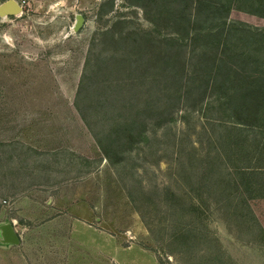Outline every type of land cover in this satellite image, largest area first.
Listing matches in <instances>:
<instances>
[{"label":"rangeland","instance_id":"obj_1","mask_svg":"<svg viewBox=\"0 0 264 264\" xmlns=\"http://www.w3.org/2000/svg\"><path fill=\"white\" fill-rule=\"evenodd\" d=\"M18 1L0 264H264V0Z\"/></svg>","mask_w":264,"mask_h":264},{"label":"water","instance_id":"obj_2","mask_svg":"<svg viewBox=\"0 0 264 264\" xmlns=\"http://www.w3.org/2000/svg\"><path fill=\"white\" fill-rule=\"evenodd\" d=\"M21 12V5L16 0H6L0 4V15L6 17L8 15H16ZM82 15H77L74 23V30L77 31L83 24ZM20 236L15 229L13 221L5 220L0 222V246L9 247L20 244Z\"/></svg>","mask_w":264,"mask_h":264},{"label":"trees","instance_id":"obj_3","mask_svg":"<svg viewBox=\"0 0 264 264\" xmlns=\"http://www.w3.org/2000/svg\"><path fill=\"white\" fill-rule=\"evenodd\" d=\"M187 17H188V21H189L191 15H190V17H189V14H187ZM209 33L211 34L212 32L209 31ZM212 37H214L215 41H217V42H218V45H219V42L221 41V38H220L218 35H216V34H213Z\"/></svg>","mask_w":264,"mask_h":264},{"label":"built area","instance_id":"obj_4","mask_svg":"<svg viewBox=\"0 0 264 264\" xmlns=\"http://www.w3.org/2000/svg\"><path fill=\"white\" fill-rule=\"evenodd\" d=\"M16 1L19 3V5H21V4H22L20 1H18V0H16Z\"/></svg>","mask_w":264,"mask_h":264},{"label":"crops","instance_id":"obj_5","mask_svg":"<svg viewBox=\"0 0 264 264\" xmlns=\"http://www.w3.org/2000/svg\"><path fill=\"white\" fill-rule=\"evenodd\" d=\"M17 231V230H16ZM18 246V245H17ZM10 247H12V246H10ZM10 247H8V248H10Z\"/></svg>","mask_w":264,"mask_h":264},{"label":"bare ground","instance_id":"obj_6","mask_svg":"<svg viewBox=\"0 0 264 264\" xmlns=\"http://www.w3.org/2000/svg\"><path fill=\"white\" fill-rule=\"evenodd\" d=\"M4 17V16H3Z\"/></svg>","mask_w":264,"mask_h":264}]
</instances>
